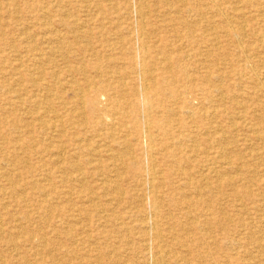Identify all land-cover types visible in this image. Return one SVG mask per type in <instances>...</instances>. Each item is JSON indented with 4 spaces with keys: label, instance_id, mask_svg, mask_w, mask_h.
<instances>
[{
    "label": "rangeland",
    "instance_id": "374dc122",
    "mask_svg": "<svg viewBox=\"0 0 264 264\" xmlns=\"http://www.w3.org/2000/svg\"><path fill=\"white\" fill-rule=\"evenodd\" d=\"M58 1L0 0V264H264V0Z\"/></svg>",
    "mask_w": 264,
    "mask_h": 264
},
{
    "label": "bare ground",
    "instance_id": "6f19581e",
    "mask_svg": "<svg viewBox=\"0 0 264 264\" xmlns=\"http://www.w3.org/2000/svg\"><path fill=\"white\" fill-rule=\"evenodd\" d=\"M58 1V0H57ZM126 1V0H125ZM141 1V0H140ZM137 2V1H136ZM58 3H59V1H58ZM125 3H127V2H125ZM133 3V2H132ZM143 3V2H142ZM142 3H141V6H142ZM98 4V3H97ZM129 4V3H128ZM196 4V3H195ZM65 5V4H64ZM90 6V5H89ZM140 7V6H139ZM215 8H217V7H215ZM247 8V7H246ZM140 9V8H139ZM213 9V8H212ZM219 9V8H218ZM138 10V9H137ZM141 10H142V8H141ZM235 10V9H234ZM211 11V10H210ZM220 11V10H219ZM57 12V11H56ZM66 12V11H65ZM148 13V12H147ZM65 14V13H64ZM145 14V13H144ZM218 15H220V14H218ZM260 17V16H259ZM95 18V17H94ZM99 18H101V17H99ZM141 18V17H140ZM226 19V18H225ZM252 19V18H251ZM139 20V19H138ZM76 21V20H75ZM103 21V20H102ZM141 22H142V20H141ZM225 22V21H224ZM229 24V23H228ZM228 24H225L226 25V27H227V25ZM231 24V23H230ZM233 24V23H232ZM231 24V25H232ZM120 25V24H119ZM150 25V24H149ZM231 27V26H230ZM82 29V28H81ZM242 29V28H241ZM142 31H143V29H142ZM146 31V30H145ZM136 32V31H135ZM138 32V31H137ZM4 33V32H3ZM234 33V32H233ZM148 35V34H147ZM247 35V34H246ZM2 36V35H1ZM141 36H142V34H141ZM234 36V35H233ZM147 37V36H146ZM208 37V36H207ZM236 37V36H235ZM239 37H241V36H239ZM244 37V36H243ZM218 39V38H217ZM220 39V38H219ZM243 39V38H242ZM264 39V38H263ZM26 40V39H25ZM236 40H238V39H236ZM235 40V41H236ZM190 41V40H189ZM220 42V41H219ZM6 43V42H5ZM50 43H52V42H50ZM189 43V42H188ZM230 43V42H229ZM238 43V42H237ZM240 43V42H239ZM238 43V44H239ZM247 43V42H246ZM235 44V43H234ZM237 44V45H238ZM245 44V43H244ZM187 45V44H186ZM253 45V44H252ZM61 46V45H60ZM196 46V45H195ZM216 46V45H215ZM239 46V45H238ZM209 47H212V46H209ZM240 47V46H239ZM242 49V48H241ZM212 51V50H211ZM244 51V50H243ZM54 52V51H53ZM171 53H172V51H171ZM187 53V52H186ZM185 53V54H186ZM207 53H209V52H207ZM244 53V52H243ZM153 54V53H152ZM258 55V54H257ZM44 56V55H43ZM199 56V55H198ZM217 57V56H216ZM38 58V57H37ZM167 58V57H166ZM184 58V57H183ZM193 58V57H192ZM179 60V59H178ZM180 60H181V58H180ZM184 60V59H183ZM247 60V59H246ZM105 61V60H104ZM139 61V60H138ZM160 61V60H159ZM162 61V60H161ZM197 61V60H196ZM254 61V60H253ZM164 62V61H163ZM177 62V61H176ZM195 62V61H194ZM199 62V61H198ZM206 62V61H205ZM262 62V61H261ZM53 63V62H52ZM142 63H143V61H142ZM230 63V62H229ZM248 63V62H247ZM175 64V63H174ZM252 64V63H251ZM123 65V64H122ZM199 65V64H198ZM119 66V65H118ZM251 66V65H250ZM253 66V65H252ZM180 67H182V66H180ZM213 67V66H212ZM215 67H217V66H215ZM110 68V67H109ZM168 68V67H167ZM176 67H174V69H175ZM185 68H186V66H185ZM253 68V67H252ZM251 68V69H252ZM141 69V68H140ZM220 69V68H219ZM250 69V68H249ZM257 69H258V67H257ZM97 70V69H96ZM154 70V69H153ZM167 70V69H166ZM177 70V69H176ZM180 70V69H179ZM36 71V70H35ZM84 71H85V69H84ZM145 71H146V69H145ZM148 71H150V70H148ZM173 71V70H172ZM195 71V70H194ZM210 71V70H209ZM252 71V70H251ZM260 71V70H259ZM34 72V71H33ZM141 72V71H140ZM176 72V71H175ZM190 72V71H189ZM254 72V71H253ZM252 72V73H253ZM31 73V72H30ZM172 73V72H171ZM251 73V72H250ZM143 74V73H142ZM141 74V75H142ZM145 74V73H144ZM147 74V73H146ZM173 74V73H172ZM171 74V75H172ZM201 74V73H200ZM223 74V73H222ZM221 74V75H222ZM234 74V73H233ZM255 74V73H254ZM263 74V73H262ZM176 75V74H175ZM216 75V74H215ZM225 75V74H224ZM238 75V74H237ZM185 76V75H184ZM205 76V75H204ZM227 76H228V73H227ZM264 76V75H263ZM140 77V76H139ZM187 77V76H186ZM221 77V76H220ZM236 77V76H235ZM253 77V76H252ZM262 77V76H261ZM189 78V77H188ZM237 78V77H236ZM206 79H208V75H207V78ZM229 79V78H228ZM227 79V80H228ZM233 79V78H232ZM243 79V78H242ZM247 79V78H246ZM261 79V78H260ZM172 80H173V78H172ZM183 80H184V78H183ZM187 80V79H186ZM197 80H198V78H197ZM209 80V79H208ZM223 80V79H222ZM239 80V79H238ZM250 80V79H249ZM143 81V80H142ZM149 81H151V80H149ZM218 81V80H217ZM248 81V80H247ZM259 81V80H258ZM94 82V81H93ZM144 82V81H143ZM188 82V81H187ZM192 82V81H191ZM194 82V81H193ZM203 82V81H202ZM201 82V83H202ZM214 82V81H213ZM242 82V81H241ZM263 82V81H262ZM33 83V82H32ZM95 83V82H94ZM119 83V82H118ZM146 83H149V82H146ZM152 83V82H151ZM153 83H155V82H153ZM201 83H199V84H201ZM221 83V82H220ZM250 83H252V82H250ZM145 84V83H144ZM183 84H185L184 82H183ZM187 84V83H186ZM214 84V83H213ZM255 84H256V82H255ZM124 85V84H123ZM178 85V84H177ZM192 85V84H191ZM196 85V84H195ZM216 85H217V83H216ZM260 85V84H259ZM150 86H151V84H150ZM179 86V85H178ZM205 86V85H204ZM221 86H222V84H221ZM223 86H225V85H223ZM230 86V85H229ZM255 86V85H254ZM11 87V86H10ZM188 87V86H187ZM211 87V86H210ZM215 87V86H214ZM232 87V86H231ZM47 88V87H46ZM99 88V87H98ZM145 88V87H144ZM213 88V87H212ZM205 89V88H204ZM225 89V88H224ZM187 90V89H186ZM212 90V89H211ZM213 90H215V89H213ZM218 90V89H217ZM246 90V89H245ZM79 91H81V90H78V92ZM140 91H141V89H140ZM247 91V90H246ZM254 91V90H253ZM227 92V91H226ZM80 93V92H79ZM99 93H100V90L99 89H97V88H92V89H90L89 90V92H88V96H89V101H90V103L91 104H93V105H97L98 104V97H99ZM141 93V92H140ZM253 93V92H252ZM105 94H107V93H105ZM117 94V93H116ZM264 94V93H263ZM101 95V94H100ZM256 95V94H255ZM259 97V96H258ZM77 98V97H76ZM84 98V97H83ZM100 98V97H99ZM106 98V97H105ZM105 98H103V99H105ZM101 99V98H100ZM258 99V98H257ZM81 101V100H80ZM123 101V100H122ZM18 103H19V101H18ZM48 103V102H47ZM110 103V102H109ZM82 104V103H81ZM114 104H115V102H114ZM17 105V104H16ZM15 105V106H16ZM147 106V105H146ZM244 106V105H243ZM264 106V105H263ZM84 107V106H83ZM82 107V108H83ZM100 107V106H99ZM115 107V106H114ZM65 108V107H64ZM246 108V107H245ZM114 109V108H113ZM141 112H142V110H141ZM80 113H81V111H80ZM101 113V112H100ZM213 113V112H212ZM215 113V112H214ZM84 114V113H83ZM105 114V113H104ZM104 116H106V115H104ZM114 116H116V115H114ZM77 117V116H76ZM147 117V116H146ZM43 119V118H42ZM52 119V118H51ZM65 119V118H64ZM112 119V118H111ZM146 119V118H145ZM38 120V119H37ZM54 120V119H53ZM57 120V119H56ZM60 120H62V119H60ZM85 120V119H84ZM87 120V119H86ZM115 120V119H114ZM21 121V120H20ZM40 121H41V119H40ZM50 121V120H49ZM63 121V120H62ZM74 122V121H73ZM20 123V122H19ZM62 123V122H61ZM76 123V122H75ZM83 124V123H82ZM170 124V123H169ZM7 125V124H6ZM18 125V124H17ZM69 125V124H68ZM76 125V124H75ZM81 125V124H80ZM259 125V124H258ZM41 126V125H40ZM92 126V125H91ZM146 126H148V125H146ZM71 127H72V125H71ZM262 127V126H261ZM23 128V127H22ZM144 128V127H143ZM238 128V127H237ZM259 128V127H258ZM44 129V128H43ZM54 129V128H53ZM256 129V128H255ZM60 130V129H59ZM68 130V129H67ZM144 130V129H143ZM148 130V129H147ZM31 131H32V129H31ZM37 131V130H36ZM54 131V130H53ZM71 131V130H70ZM252 131V130H251ZM27 132V131H26ZM29 132V131H28ZM33 132V131H32ZM62 132V131H61ZM64 132V131H63ZM73 132H74V130H73ZM147 132V131H146ZM259 132V131H258ZM149 133V132H148ZM145 135V134H144ZM149 135V134H148ZM80 136V135H79ZM76 137H78V136H76ZM87 137V136H86ZM153 137V136H152ZM85 138V137H84ZM144 138H145V136H144ZM151 137H149V139H150ZM223 140H225V139H223ZM74 141V140H73ZM144 141V140H143ZM261 141V140H260ZM30 142V141H29ZM154 142V141H153ZM74 145H75V143H74ZM73 149V148H72ZM75 149V148H74ZM94 149V148H93ZM111 149V148H110ZM65 151V150H64ZM112 151H114V150H112ZM109 152V151H108ZM62 156V155H61ZM151 156H152V154H151ZM120 157V156H119ZM220 157V156H219ZM150 159V158H149ZM152 159V158H151ZM220 159V158H219ZM121 160V159H120ZM77 164V163H76ZM230 165V164H229ZM117 168V167H116ZM58 169V168H57ZM153 171V170H152ZM112 172V171H111ZM211 173H213V172H211ZM237 173V172H236ZM221 175H223V174H221ZM4 177V176H3ZM81 181H83V180H81ZM148 181V180H147ZM150 181V180H149ZM220 181V180H219ZM103 182V181H102ZM153 182V181H152ZM116 183V182H115ZM152 184V183H151ZM153 185V184H152ZM205 187V186H204ZM151 187H149V189H150ZM151 190V189H150ZM118 191V190H117ZM121 193V192H120ZM157 193V192H156ZM58 194V193H57ZM158 194V193H157ZM82 198V197H81ZM95 202V201H94ZM108 202H110V201H108ZM111 212V211H110ZM156 212V211H155ZM155 212L153 213V214H155ZM135 213V212H134ZM59 214V213H58ZM136 214V213H135ZM149 214H150V212H149ZM158 214V213H157ZM134 215V214H133ZM152 215V214H151ZM172 215V214H171ZM135 216V215H134ZM137 216V215H136ZM156 216V215H155ZM138 217H140V216H138ZM81 218V217H80ZM141 218V217H140ZM139 218V219H140ZM147 219V218H146ZM153 219V218H152ZM156 220V219H155ZM141 221H142V219H141ZM145 221V220H144ZM152 221V220H151ZM157 221V220H156ZM143 222V221H142ZM160 224V223H159ZM141 226V225H140ZM2 227V226H1ZM100 227V226H99ZM3 228V227H2ZM149 228V227H148ZM149 230V229H148ZM151 230V229H150ZM149 230V231H150ZM179 230V229H178ZM148 231V232H149ZM151 231H153V230H151ZM172 231V230H171ZM175 232V231H174ZM3 233V232H2ZM171 233V232H170ZM185 233V232H184ZM160 234V233H159ZM169 234V233H168ZM18 235V234H17ZM170 235V234H169ZM150 236V235H149ZM163 239V238H162ZM179 239V238H178ZM15 240V239H14ZM41 244V243H40ZM118 244V243H117ZM151 246V245H150ZM159 246V245H158ZM11 248V247H10ZM150 248V247H149ZM196 249V248H195ZM161 258V257H160ZM164 261H165V259H164ZM162 262H163V260H162ZM164 264V263H163Z\"/></svg>",
    "mask_w": 264,
    "mask_h": 264
}]
</instances>
